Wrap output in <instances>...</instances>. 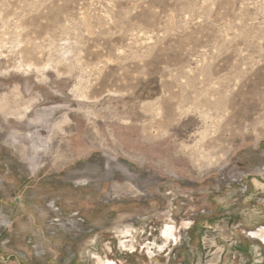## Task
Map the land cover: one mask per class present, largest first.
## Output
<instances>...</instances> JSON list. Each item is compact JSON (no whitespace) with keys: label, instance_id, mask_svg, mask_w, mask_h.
Returning <instances> with one entry per match:
<instances>
[{"label":"rangeland","instance_id":"obj_1","mask_svg":"<svg viewBox=\"0 0 264 264\" xmlns=\"http://www.w3.org/2000/svg\"><path fill=\"white\" fill-rule=\"evenodd\" d=\"M253 179L264 0H0V264H250Z\"/></svg>","mask_w":264,"mask_h":264},{"label":"crops","instance_id":"obj_2","mask_svg":"<svg viewBox=\"0 0 264 264\" xmlns=\"http://www.w3.org/2000/svg\"><path fill=\"white\" fill-rule=\"evenodd\" d=\"M253 181L255 183L261 184L260 181L258 182V180H256V179H253ZM205 240L206 239L202 240L201 244H200V242L197 244L198 245L197 248L199 250H200L199 246L201 247V245H202V249L203 250L205 249V247H206ZM243 240H244L243 244H240L239 246H236V249H234V250H236V252L239 253V254L247 256L248 260H250V264H264V254L260 255L259 252H258V250H261V251L264 252V248L262 249L258 245L253 244L247 238H244ZM214 246L216 247L217 245H214ZM248 248H249V250H251L250 252L248 251ZM203 250H201L202 254H203Z\"/></svg>","mask_w":264,"mask_h":264},{"label":"flooded vegetation","instance_id":"obj_3","mask_svg":"<svg viewBox=\"0 0 264 264\" xmlns=\"http://www.w3.org/2000/svg\"><path fill=\"white\" fill-rule=\"evenodd\" d=\"M242 182L241 181H237V182H234L233 183V186L234 187H237V186H239L240 184H241ZM261 183V182H260ZM229 184H230V182H229ZM261 184H263L264 185V183H261ZM260 231H262L261 233L262 234H260V235H264V229L262 230V229H259ZM170 234H171V231L169 230V229H166L165 231H164V233H163V236H164V238L167 240L168 239V237L170 236ZM260 237H262V236H260ZM206 244V247H205V249L203 250L204 252V260H206V261H211L212 262V260H213V257L214 256H217V254L218 253H216V251L214 250V245L212 244V243H205ZM260 248H264V243L263 242H260V244L258 245Z\"/></svg>","mask_w":264,"mask_h":264},{"label":"bare ground","instance_id":"obj_4","mask_svg":"<svg viewBox=\"0 0 264 264\" xmlns=\"http://www.w3.org/2000/svg\"><path fill=\"white\" fill-rule=\"evenodd\" d=\"M262 231H260L259 229L257 230V231H255L254 233H252V235L251 236H253V237H260V236H262V235H260V234H262L261 233ZM262 237H264V235L262 236ZM260 239V238H259Z\"/></svg>","mask_w":264,"mask_h":264},{"label":"built area","instance_id":"obj_5","mask_svg":"<svg viewBox=\"0 0 264 264\" xmlns=\"http://www.w3.org/2000/svg\"><path fill=\"white\" fill-rule=\"evenodd\" d=\"M261 228L264 229V227H259L255 231H257L258 229H261ZM248 236H250L249 233H248ZM250 238H252V237L250 236Z\"/></svg>","mask_w":264,"mask_h":264}]
</instances>
